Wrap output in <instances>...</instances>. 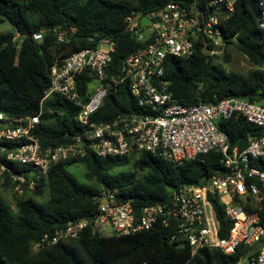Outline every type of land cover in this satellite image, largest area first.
<instances>
[{
    "label": "trees",
    "instance_id": "trees-1",
    "mask_svg": "<svg viewBox=\"0 0 264 264\" xmlns=\"http://www.w3.org/2000/svg\"><path fill=\"white\" fill-rule=\"evenodd\" d=\"M179 1L204 9L208 0H0V24L11 29L0 32V111L14 117L34 115L49 84L50 66L70 52L95 47L98 40L112 42L109 70L117 72L122 60L140 46L131 31L125 30L127 15L144 16L168 2ZM260 8L257 0H235L234 10L219 24L221 42L231 43L251 68L246 73L229 69V54H202L203 43L213 50L215 43L205 36L198 37L193 54L188 58L167 56L164 78L167 91L181 104L216 103L228 97L254 101L264 106V32L259 28ZM50 29L41 40L32 34ZM61 34V38H59ZM207 59V60H206ZM89 79L83 74L80 89ZM87 98H85L86 100ZM52 111H47L48 109ZM79 106L59 95L44 102L35 135L43 145L65 141L63 133L76 128ZM137 105L127 84L107 94L92 115L96 121H110L119 113L137 112ZM218 128L224 131L230 147L242 149L247 135L261 130L243 118H221ZM221 153L213 150L193 159L174 163L149 152L139 151L130 156L59 160L51 164L31 190L13 194L15 209L0 195V264H235L242 246L232 254L214 248L192 252L189 245L169 240L173 230L155 225L125 235H98L85 229L78 238L60 240L51 245H33L43 234L64 226L69 221L97 213L95 197L112 191L120 201H129L135 212L147 204L165 201L172 190L184 183H200L222 168ZM259 166L264 160L252 161ZM130 165L129 170H115ZM71 165L84 168L85 182H78L68 171ZM15 172L25 167H12ZM135 172H139L137 177ZM5 175L1 187L13 188ZM47 191L40 202L35 197ZM246 210L252 203H242ZM258 215L264 229V202ZM219 234L227 233L229 223L219 210ZM264 241V238H263ZM255 248V247H254ZM256 250V248H255Z\"/></svg>",
    "mask_w": 264,
    "mask_h": 264
},
{
    "label": "built area",
    "instance_id": "built-area-1",
    "mask_svg": "<svg viewBox=\"0 0 264 264\" xmlns=\"http://www.w3.org/2000/svg\"><path fill=\"white\" fill-rule=\"evenodd\" d=\"M234 2L208 0L200 9L194 4L171 1L144 15L149 22L145 30L139 23L140 14L137 19L127 15V30L141 46L122 60L117 72L109 70L112 42L101 38L97 46L70 52L50 66L49 84L38 113L14 117L0 111V182L8 175L17 193L33 189L51 164L59 160L90 154L122 157L145 151L181 163L209 151L221 153V169L200 183L178 186L165 201L142 206L139 214L129 201H120L112 191H103L95 197L97 213L43 234L33 249L78 238L85 229L104 235V229L109 228L111 234L125 235L158 224L173 230L169 240L186 243L192 252L214 248L229 255L242 246L243 253L235 264H264V229L258 215L259 204L264 202V163H252L264 160V106L233 97L211 104H181L167 91L164 78L165 58H188L198 37L212 39L220 35L219 24L234 10ZM257 5L258 25L264 32V0H257ZM49 30L33 33L32 39L41 40ZM58 36L61 38V34ZM84 73L89 79L81 90L79 82ZM122 84H127L142 110L119 113L110 121L92 119L103 98ZM53 95L79 106L76 128L70 134L63 133L65 141L43 145L35 130L44 102ZM231 117H241L261 130L258 135L248 134L242 149L230 147L227 134L218 128L219 119ZM14 166L25 167L26 171L15 172ZM246 202L254 209L246 210L242 205ZM217 210L229 223L223 236L219 234Z\"/></svg>",
    "mask_w": 264,
    "mask_h": 264
},
{
    "label": "rangeland",
    "instance_id": "rangeland-1",
    "mask_svg": "<svg viewBox=\"0 0 264 264\" xmlns=\"http://www.w3.org/2000/svg\"><path fill=\"white\" fill-rule=\"evenodd\" d=\"M128 1L134 2L135 0H128ZM139 23L144 30L146 29V26L149 24L145 16L140 17ZM9 29H11V27L6 22L0 24V32L7 31ZM213 50L215 51L213 54L219 56L212 59L214 62L220 61L221 55L229 54L230 61L227 63V67L229 69L236 70L240 73H246L251 68L245 57L241 53H239L234 47V45L231 43L224 44L221 41L219 43L217 42ZM209 55H211V51L209 52ZM129 166L130 165L128 164L126 166L118 167L115 170H129L130 169ZM68 171L75 177V179L78 182L80 183L85 182V179L83 177L84 168L81 165H71L68 167ZM135 174L137 177L140 175L139 172H135ZM15 193L17 192H14L11 189H5L1 187V182H0V195L11 204L12 210L15 209V205L13 203V194ZM47 197H48L47 191H44L40 196H36L35 198L38 201L43 202L47 199ZM103 234L109 235L111 234V231L109 230V228H105Z\"/></svg>",
    "mask_w": 264,
    "mask_h": 264
},
{
    "label": "water",
    "instance_id": "water-1",
    "mask_svg": "<svg viewBox=\"0 0 264 264\" xmlns=\"http://www.w3.org/2000/svg\"><path fill=\"white\" fill-rule=\"evenodd\" d=\"M137 18H138V14L134 15V19H137ZM129 27H130V24L128 23V24L125 25L124 29L127 30ZM221 40H222V37L220 35H215L211 39V41L213 43H215V44H217V42L219 43ZM201 51H202V54L206 55L207 59H208L210 49L207 47V42L206 41L203 43ZM209 104H211V102Z\"/></svg>",
    "mask_w": 264,
    "mask_h": 264
}]
</instances>
